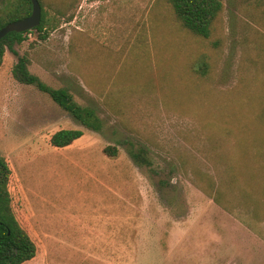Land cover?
<instances>
[{
  "label": "rangeland",
  "instance_id": "obj_1",
  "mask_svg": "<svg viewBox=\"0 0 264 264\" xmlns=\"http://www.w3.org/2000/svg\"><path fill=\"white\" fill-rule=\"evenodd\" d=\"M224 4L204 39L166 0H42L56 28L0 68V156L37 246L25 264H264V4ZM20 57L102 131L17 82ZM62 130L84 136L54 148ZM142 150L151 167L132 159Z\"/></svg>",
  "mask_w": 264,
  "mask_h": 264
},
{
  "label": "trees",
  "instance_id": "obj_2",
  "mask_svg": "<svg viewBox=\"0 0 264 264\" xmlns=\"http://www.w3.org/2000/svg\"><path fill=\"white\" fill-rule=\"evenodd\" d=\"M171 5L175 17L181 26L197 37L209 39L214 23L225 8L224 0H166ZM264 4V0H250ZM43 16L41 24L33 31L43 33L42 40H47L49 30H54L57 25L52 24L43 9L42 0H39ZM32 14L30 0H17L13 7L0 16V30L6 25L28 18ZM19 34L10 33L0 42V68L3 65L6 50L12 52L14 44H23L31 32ZM16 54V52H14ZM30 60L20 57L13 68L14 79L24 85L33 86L40 92L47 94L62 110L70 114L86 129L100 133L103 125L96 109L79 105L73 95L67 89H54L45 84L38 76L31 73ZM200 71L204 76L208 72V66L204 62L200 65ZM84 136L82 130H62L51 138L54 148H67ZM104 153L111 157H117L118 149L107 147ZM147 151L132 152L131 157L138 166L151 167L147 160ZM11 170L8 163L0 156V264H25L32 261L37 255V246L28 233L19 225L13 209L12 200L8 190ZM212 196V195H211ZM217 201V198H215ZM218 202V201H217Z\"/></svg>",
  "mask_w": 264,
  "mask_h": 264
},
{
  "label": "water",
  "instance_id": "obj_3",
  "mask_svg": "<svg viewBox=\"0 0 264 264\" xmlns=\"http://www.w3.org/2000/svg\"><path fill=\"white\" fill-rule=\"evenodd\" d=\"M32 14L30 17L10 23L0 30V42L10 33H27L38 28L42 21L43 10L39 0H30Z\"/></svg>",
  "mask_w": 264,
  "mask_h": 264
}]
</instances>
